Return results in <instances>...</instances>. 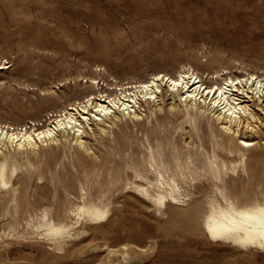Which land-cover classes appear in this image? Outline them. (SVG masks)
Masks as SVG:
<instances>
[{
  "label": "bare ground",
  "instance_id": "bare-ground-1",
  "mask_svg": "<svg viewBox=\"0 0 264 264\" xmlns=\"http://www.w3.org/2000/svg\"><path fill=\"white\" fill-rule=\"evenodd\" d=\"M9 67L0 56V69ZM224 74L218 70L204 79L184 66L176 75L160 71L115 86L91 77L84 99L56 109L45 123L34 119L27 128L0 121V217L12 218L8 225L14 229L31 228L60 253L89 228L118 225L111 221L113 210L133 207L114 206L115 196H133L161 214L175 207L187 210L190 233L200 231L244 251H264V145L246 137L248 129L258 134L261 127L252 104L264 110V76L229 73L218 80ZM79 86L70 92H80ZM70 92L51 97L71 101ZM166 96L171 99L167 114L173 116L169 122L183 118L176 130H195H187L189 140L171 137L169 126L152 125L154 137L148 135L140 148L122 143L109 153L87 138H103L124 120L136 123L147 110L167 118L160 114ZM141 126L147 129L145 122ZM258 146L261 156L251 163L249 153L258 152ZM62 158L73 170H64ZM91 247L103 249L99 243ZM116 254L111 252L109 260ZM130 256L123 253L125 259ZM4 257L9 258L0 252V264Z\"/></svg>",
  "mask_w": 264,
  "mask_h": 264
},
{
  "label": "rangeland",
  "instance_id": "rangeland-1",
  "mask_svg": "<svg viewBox=\"0 0 264 264\" xmlns=\"http://www.w3.org/2000/svg\"><path fill=\"white\" fill-rule=\"evenodd\" d=\"M0 56L10 66L0 69V121L29 128L34 119L45 123L56 109L83 100L91 77L104 86L126 85L155 72L176 75L184 66L204 79L218 70L225 73L218 80L229 73L264 76V0H0ZM76 84L81 91L70 92ZM66 91L73 100L51 97ZM169 97L160 112L167 118L147 110L149 117L144 113L136 123L114 125L103 138H87L109 153L112 145L122 143L140 148L148 135L154 137L152 125L169 126L171 137L189 140L186 132H195L193 127L176 130L183 118L169 122ZM252 106L261 127L258 134L248 129L246 137L264 145V110ZM205 141L209 145L207 137ZM260 151L258 146V152L249 153L251 163ZM71 158L76 160L74 152ZM61 160L67 164L64 170H73L68 159ZM192 190L199 197L198 189ZM114 200V206L126 204L132 211L113 210L111 221H120L118 225L89 228L69 241L62 254L31 228L14 229L8 225L12 218L1 216L0 252L9 256L5 264H264L262 250L244 251L200 231L190 233L191 219L183 208L161 214L133 196L116 195ZM96 243L103 249H88ZM126 251L131 256L125 259Z\"/></svg>",
  "mask_w": 264,
  "mask_h": 264
}]
</instances>
